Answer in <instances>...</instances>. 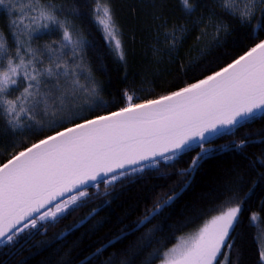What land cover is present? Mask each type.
Listing matches in <instances>:
<instances>
[{
  "label": "snow or ice",
  "instance_id": "obj_1",
  "mask_svg": "<svg viewBox=\"0 0 264 264\" xmlns=\"http://www.w3.org/2000/svg\"><path fill=\"white\" fill-rule=\"evenodd\" d=\"M181 4L188 13L199 7L196 0H181ZM0 8L9 29L8 33L0 29L4 135L14 136L20 130L36 137L31 143L21 140L18 149L16 143L4 149L10 155L0 162V254L14 252L22 234L30 237L31 230H39L43 222L58 221L82 207L90 195L89 183L95 187L103 183L107 192L109 185L118 182L164 177L168 175L164 165L175 167L173 162L194 152L187 167L177 173L186 183L214 157L213 136L223 130L235 136L241 128L250 129L258 115L264 119V39L260 38L264 36V0H215L214 8L220 9L215 14H222L224 20L231 17L230 22H217L215 43H220L221 34L230 33L233 23L238 24L247 29L245 36L252 42L242 54L217 68L195 62L177 65L175 90L155 98H140L125 90L119 101L122 106L103 114L92 111L104 102L91 71L84 67L87 40L69 22L63 6L57 8L53 0H0ZM92 14L110 51L124 61L125 48L110 0H94ZM57 31L59 40L33 47L35 40ZM9 36L14 51L7 44ZM171 38V47H175V29ZM183 76L194 82L179 86ZM86 110L91 118L84 114ZM255 140L264 144V128L246 131L237 141L217 147L243 155ZM150 169L155 172L147 171ZM249 183L264 186V158L252 160L244 171L232 174L227 191L233 196L214 207L215 214L202 226L176 238L171 247H156L141 264H156L157 260L159 264H237L232 259L237 255L233 232L244 201L235 193ZM178 195L173 187L158 196L142 219L130 226L131 234L151 224ZM249 223L258 230L259 258L264 262V217L253 212ZM162 232L161 225H154L139 238L142 247L134 243L123 250L125 259L109 257L103 264H136L154 241L159 244L157 237ZM128 238L126 229L122 240ZM115 246L109 240L96 247L93 259L84 257L85 264H100L107 248ZM131 249L138 253L135 258L129 254Z\"/></svg>",
  "mask_w": 264,
  "mask_h": 264
},
{
  "label": "trees",
  "instance_id": "obj_2",
  "mask_svg": "<svg viewBox=\"0 0 264 264\" xmlns=\"http://www.w3.org/2000/svg\"><path fill=\"white\" fill-rule=\"evenodd\" d=\"M56 7L63 6L64 14L68 16L71 24L86 38L84 46V67L91 71L92 77L99 90L104 105L93 108V112L103 114L105 110L115 111L122 106L119 101L123 98V92H134L140 98H155L161 94H167L169 90H175L177 84V65H189L190 62L203 64L213 68L230 62L231 58L242 54L243 50L250 47L245 33L246 28L238 24H232V30L228 34H221L220 43L214 40L206 48L198 44L200 31L207 24H214L224 20L223 15H216L220 9L214 8L215 0H196L199 5L196 11L188 13L183 9L181 0H110L117 24L121 32V38L125 48V60L120 61L110 51L107 42L103 39L100 28L93 19L94 0H53ZM4 9L0 8V13ZM163 17V20L161 19ZM63 18V16H62ZM227 17L224 22H230ZM166 22V27L164 23ZM0 29L8 33L4 15L0 14ZM175 29V47L169 51L162 47L163 36L156 41L155 36L171 32ZM216 33V32H215ZM60 33L57 31L51 35L44 34L41 39L33 42V47H43L52 40H59ZM264 39V36H260ZM8 46L14 51L13 38L7 39ZM68 51V50H66ZM166 51V53H164ZM203 52V55L201 54ZM70 54V53H69ZM165 56L163 57V55ZM217 57L219 60L217 61ZM159 58L162 59L159 62ZM158 59V62L156 61ZM200 74L197 73V76ZM194 82L189 76H183L179 86ZM91 118L87 110L84 113ZM4 118L0 117V162H3L10 152L5 148H11L12 143L17 144L23 140L25 143L35 142L36 137L24 134L18 130L14 136L4 135ZM264 128V119L259 115L256 122L251 123L250 129L241 128L235 135L228 131L214 138L212 147L215 151L213 158L203 163L193 177L190 186L173 202V205L161 210L162 214L153 219L151 224L140 231L131 234L130 226L141 220L145 211L150 210L158 196L168 192L173 187L179 193L190 181L182 183L184 178L177 175L178 171L187 167L191 156L190 152L176 162L175 167L164 165L168 175L145 176L141 182L123 185L108 186L104 191V184L98 187L87 188L89 197L78 210L55 222L43 224L39 230H31L36 235L30 240L27 234H22L20 244L14 252L7 255L0 254V261L6 264H81L84 257L93 259L91 253L95 248L107 242L118 239L115 247H109L100 257V264L109 257L113 259H125L123 250L129 249L130 245L143 246L139 238L154 225H161L162 235L157 237L153 246L147 248L136 264H141L149 258V254L156 247L163 250V246L171 247L176 243V238L196 231L205 220L209 219L214 207H218L233 193L228 192L232 174L244 171L249 162L257 158H264V144L255 140L247 148L243 155L238 151L229 152L227 149L219 150L218 145H228L230 140L237 141L246 131ZM163 170V169H162ZM155 172V170H147ZM251 188V191H248ZM235 196L244 201L243 211L238 227L233 232V243L237 255L232 257L237 264H264L260 261L259 251L261 242L258 238V230L250 226L249 217L253 212H261L264 203V186L251 183L236 190ZM95 209V213L92 210ZM92 213V215H90ZM264 227V225H262ZM42 228V229H41ZM129 231V238L122 240L124 230ZM28 243L17 251L24 243ZM135 249L130 250L131 258H135ZM138 254V253H136ZM77 257H80L78 260ZM85 264V262L83 263ZM159 264V261H156Z\"/></svg>",
  "mask_w": 264,
  "mask_h": 264
},
{
  "label": "rangeland",
  "instance_id": "obj_3",
  "mask_svg": "<svg viewBox=\"0 0 264 264\" xmlns=\"http://www.w3.org/2000/svg\"><path fill=\"white\" fill-rule=\"evenodd\" d=\"M204 28H205L204 30L200 31L201 32L200 33L201 35H200V39L197 40V43L198 44H203L202 46L206 48L208 45H210V43H211L212 40L215 41V39H216V33H215L216 32V24H214V27H213V29H215V32H213V31L210 30L212 28V26H211L210 23L207 24ZM161 35L163 36V39H165V40H163L161 42V44H162L161 46L164 47L165 50L169 51L170 49L173 48V47H171V45H172V38H171L172 37V33L171 32H167V33L164 32V33H162L160 35L158 34V35L155 36V38H157L155 40L158 41V39H159V37ZM164 53H166V51H164ZM164 56H165V54L163 55V57ZM161 60L162 59L159 58V62H161ZM156 61L158 62V59ZM48 222H52V221H47V222H43V223H48ZM189 234H191V232L188 233V235ZM184 236H186V235H184Z\"/></svg>",
  "mask_w": 264,
  "mask_h": 264
},
{
  "label": "water",
  "instance_id": "obj_4",
  "mask_svg": "<svg viewBox=\"0 0 264 264\" xmlns=\"http://www.w3.org/2000/svg\"><path fill=\"white\" fill-rule=\"evenodd\" d=\"M226 131H228V130H223V132L222 133H224V132H226ZM216 136H218V135H216ZM216 136H213L212 138H214V137H216ZM211 138V139H212ZM194 174H195V172H194ZM194 174L192 175V177H191V179H190V181L187 183V185L183 188V190H181L178 194V196H177V198L190 186V184H191V182H192V180H193V177H194ZM90 186H92V184L91 183H89L87 186H86V188H88V187H90ZM42 229V228H41ZM143 229V228H142ZM37 233V232H36ZM36 233L35 234H33V236H31L30 238H29V240L28 241H30L35 235H36ZM119 239V238H118ZM118 239H116V240H114V241H112L113 243H115ZM28 241L26 242V243H24L17 251H19L22 247H24L27 243H28ZM90 259V258H89ZM85 262V261H84ZM84 262H82L81 264H83Z\"/></svg>",
  "mask_w": 264,
  "mask_h": 264
},
{
  "label": "bare ground",
  "instance_id": "obj_5",
  "mask_svg": "<svg viewBox=\"0 0 264 264\" xmlns=\"http://www.w3.org/2000/svg\"><path fill=\"white\" fill-rule=\"evenodd\" d=\"M43 224H46V223H43Z\"/></svg>",
  "mask_w": 264,
  "mask_h": 264
}]
</instances>
